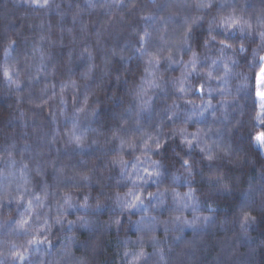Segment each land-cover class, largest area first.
Here are the masks:
<instances>
[{"label": "clouds", "instance_id": "obj_1", "mask_svg": "<svg viewBox=\"0 0 264 264\" xmlns=\"http://www.w3.org/2000/svg\"><path fill=\"white\" fill-rule=\"evenodd\" d=\"M0 264H264V0H0Z\"/></svg>", "mask_w": 264, "mask_h": 264}]
</instances>
